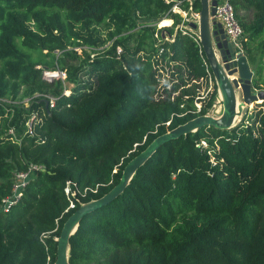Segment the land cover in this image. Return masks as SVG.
<instances>
[{
    "label": "trees",
    "instance_id": "trees-1",
    "mask_svg": "<svg viewBox=\"0 0 264 264\" xmlns=\"http://www.w3.org/2000/svg\"><path fill=\"white\" fill-rule=\"evenodd\" d=\"M230 2L252 85L264 89V0ZM173 4L200 9V0H0V264H53L68 215L117 183L154 137L214 103L204 51ZM57 53L72 59L62 67L69 94L62 78L42 77L59 68ZM30 163L43 166L4 212L13 172ZM69 244L70 264H264V100L231 128L162 143Z\"/></svg>",
    "mask_w": 264,
    "mask_h": 264
},
{
    "label": "water",
    "instance_id": "water-1",
    "mask_svg": "<svg viewBox=\"0 0 264 264\" xmlns=\"http://www.w3.org/2000/svg\"><path fill=\"white\" fill-rule=\"evenodd\" d=\"M216 4L217 0H200L198 16L188 24L178 25L194 33L201 44L217 88L214 103L207 112L198 114L154 137L145 148L127 161L118 182L107 192L78 205L64 220L60 233L56 237V257L53 264H70L69 238L77 229L81 218L120 194L137 168L162 143L195 131L204 125L231 128L241 120L250 104L257 100H264V89H256L252 85L253 71L247 55L232 44L221 22L212 17ZM45 101L47 103V100Z\"/></svg>",
    "mask_w": 264,
    "mask_h": 264
},
{
    "label": "built area",
    "instance_id": "built-area-1",
    "mask_svg": "<svg viewBox=\"0 0 264 264\" xmlns=\"http://www.w3.org/2000/svg\"><path fill=\"white\" fill-rule=\"evenodd\" d=\"M168 1V0H167ZM172 10L178 11L179 9L183 12V21L180 23L182 24H188L190 21L194 20L198 16V12L195 10L190 9L185 10L181 9L177 4H173L171 7ZM180 11V12H181ZM212 17L216 19L217 21L221 22L222 27L224 29V32L228 36L229 40L232 42V44L243 51V48L241 46V38L243 36V31L241 28V25L239 21L236 18L235 11L233 8V5L231 4L230 0H217V4L215 7V12L212 14ZM181 29L184 30L180 26ZM197 38V37H196ZM203 61L206 65H208L207 59L203 58ZM66 76V72L60 68L56 69H44L42 73V77L47 80H52L53 78H62L64 79ZM212 87V78L208 77V85L205 94L197 96L198 98L203 99L207 92ZM67 89L65 88L63 90V93H66ZM50 98V105L53 104L54 98L52 96H49ZM4 98L0 97V100H3ZM195 104L197 108H200V101L196 100ZM29 125V122H27ZM12 131V129H10ZM43 165L40 163H30L27 165L24 169H17L13 172L12 176V186L10 192L2 197L1 201V208L4 212H8L11 205L14 204L20 197L23 188L26 186V183L28 180L35 174L36 171H38ZM71 180H67L65 184V192L68 193L71 188ZM74 203L71 201L69 206H73Z\"/></svg>",
    "mask_w": 264,
    "mask_h": 264
},
{
    "label": "rangeland",
    "instance_id": "rangeland-1",
    "mask_svg": "<svg viewBox=\"0 0 264 264\" xmlns=\"http://www.w3.org/2000/svg\"><path fill=\"white\" fill-rule=\"evenodd\" d=\"M181 8V7H180ZM182 9V8H181ZM192 11H193V9H191ZM181 10L179 9L177 12H179L181 15H183V12L181 11ZM198 12V11H197ZM164 19V18H163ZM163 19H161V20H163ZM161 20H159V21H157V26L159 27V26H161V25H164V23H161ZM156 35V34H155ZM244 51V50H243ZM78 52H80V50H78ZM246 54V53H245ZM57 62H56V67L58 66L60 69H64V68H62V67H67V66H69V65H71L72 64V59H68V58H66V57H64V56H62L61 55V53H57ZM252 66V65H251ZM47 69V68H46ZM49 70H52V69H49ZM64 71L66 72V76H67V71L64 69ZM65 76V77H66ZM64 80V84H65V86H66V89H67V92L66 93H64V94H69L70 93V91H71V87L73 86V84L71 83V82H69L68 80H67V78H64L63 79ZM206 89H207V87H205V85H202L200 88H199V93H201V95L202 94H205V92H206ZM256 89H258V88H256ZM253 104H250L249 105V108L252 106ZM218 106V104L216 105V107Z\"/></svg>",
    "mask_w": 264,
    "mask_h": 264
},
{
    "label": "bare ground",
    "instance_id": "bare-ground-1",
    "mask_svg": "<svg viewBox=\"0 0 264 264\" xmlns=\"http://www.w3.org/2000/svg\"><path fill=\"white\" fill-rule=\"evenodd\" d=\"M164 22V19L163 20H161V23H163Z\"/></svg>",
    "mask_w": 264,
    "mask_h": 264
},
{
    "label": "crops",
    "instance_id": "crops-1",
    "mask_svg": "<svg viewBox=\"0 0 264 264\" xmlns=\"http://www.w3.org/2000/svg\"><path fill=\"white\" fill-rule=\"evenodd\" d=\"M244 52V51H243ZM245 53V52H244ZM250 66H251V64H250Z\"/></svg>",
    "mask_w": 264,
    "mask_h": 264
}]
</instances>
